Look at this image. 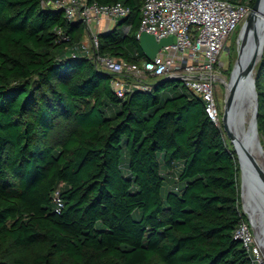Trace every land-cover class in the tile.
<instances>
[{"label":"trees","instance_id":"16d2710c","mask_svg":"<svg viewBox=\"0 0 264 264\" xmlns=\"http://www.w3.org/2000/svg\"><path fill=\"white\" fill-rule=\"evenodd\" d=\"M47 1L0 0V264H257L234 235L237 153L204 100L166 76L119 97L83 21ZM145 1L89 0L130 8L101 54L147 59ZM255 75L264 137V54Z\"/></svg>","mask_w":264,"mask_h":264},{"label":"built area","instance_id":"2783aa9c","mask_svg":"<svg viewBox=\"0 0 264 264\" xmlns=\"http://www.w3.org/2000/svg\"><path fill=\"white\" fill-rule=\"evenodd\" d=\"M253 0H146L142 8V32L154 34L160 40L173 35L174 43L164 46L152 60L130 62L99 51V32L93 29L103 18H110L114 27L118 20L130 13L121 2L101 5L89 0H48L46 5L62 8L68 21L81 20L89 31L90 43L81 49L96 65L110 73L111 87L122 98L135 88L147 89L151 77L181 78L187 88L205 102L209 118L219 126L220 108L216 92L223 78L217 71L219 57L227 41L246 20ZM130 31V26L124 28ZM57 34L66 38L61 28ZM76 45L75 48H78ZM56 210L64 207L57 190L54 193ZM234 235L240 239L250 257L264 264L262 247L250 219H243Z\"/></svg>","mask_w":264,"mask_h":264},{"label":"water","instance_id":"95a60500","mask_svg":"<svg viewBox=\"0 0 264 264\" xmlns=\"http://www.w3.org/2000/svg\"><path fill=\"white\" fill-rule=\"evenodd\" d=\"M264 0H256L250 14L245 20V25L241 35L243 40L239 48V57L232 73L230 82L227 85V94L225 99V111L223 115V125L227 136L234 138V133L229 128V120L235 121L239 118L240 107L248 100L254 106L252 121V137L250 142H254L259 138V94L257 90V78L255 75V67L264 54V21L261 19L260 13L263 12ZM140 47L147 59L152 60L164 46L174 43L175 37L170 35L158 40L154 34L142 32L140 37ZM246 52V56L244 55ZM244 56V57H243ZM173 81H183L181 78H171ZM250 105V104H249ZM250 109V107H249ZM237 158L240 162V171L244 180H246L251 200L256 209L261 213V233L264 242V167L260 166L251 157L247 147L241 145L237 150ZM245 164V170L243 169ZM241 198L243 200V182L241 183ZM245 213V207L243 209ZM252 226L259 238L258 231L249 215ZM261 240V239H259Z\"/></svg>","mask_w":264,"mask_h":264},{"label":"bare ground","instance_id":"6f19581e","mask_svg":"<svg viewBox=\"0 0 264 264\" xmlns=\"http://www.w3.org/2000/svg\"><path fill=\"white\" fill-rule=\"evenodd\" d=\"M260 16L261 19L264 21V8H263V12L260 13ZM262 33L264 34V29ZM240 38H242L243 40V35H241ZM244 55L246 56V52ZM240 108L241 109L239 110V114H240L239 118L235 121L229 120V128L232 130V132L235 135L234 138L231 139V143L233 144L236 152L237 150H239L241 145L246 146L248 152L250 153L254 161L257 162L260 166H262V162L264 160V142L262 136L259 135V138L254 142L249 141V139L252 137V121H253L254 106H252L251 102L247 100ZM245 167L246 166L243 163L244 170ZM240 172H241V183L243 182V203L245 202L246 208L250 213L249 215L258 231L259 239H261L260 242L264 244V242L262 241L263 235L261 233L262 215L256 209L255 204L251 200L246 180H244L243 178L242 171Z\"/></svg>","mask_w":264,"mask_h":264},{"label":"rangeland","instance_id":"374dc122","mask_svg":"<svg viewBox=\"0 0 264 264\" xmlns=\"http://www.w3.org/2000/svg\"><path fill=\"white\" fill-rule=\"evenodd\" d=\"M244 25H245V21L240 24L238 29L229 38L225 48L221 52V55L219 57L218 66L216 67L218 73L223 78V80L220 82L218 89H217V92H216V97H217V101H218L219 108H220L219 126L222 128L223 132L225 133L226 139H228V142H229V145L231 146V148L232 147L234 148V146L231 143V139L227 136L226 130L224 128L223 115H224V111H225V99H226V94H227V85L231 80L233 70L235 68L236 62H237L238 57H239V48H240V44L242 42V38H240V36H241L242 30L244 28ZM82 40L86 44L90 43V38L86 32H84V35L82 36ZM258 64H259V62H258ZM258 64L255 67V72L257 70ZM151 80H152V77L148 79V82H150ZM176 82H179V81H176ZM65 131H66L65 122H60L58 125V129L56 130V132L52 136V141L57 143L58 140H60L64 136ZM262 138H263V142H264V137L262 136ZM262 167H264V160L262 162ZM240 180H241V172H240ZM244 206H245V210L248 212V210L246 208V204H245V202L243 203V200H242V209H244ZM249 214H250L249 212L246 213L248 218H249ZM257 240H258V242H260L258 237H257ZM260 244H261L262 251H263L261 256H262V260L264 261V248H263L264 244H262L261 242H260Z\"/></svg>","mask_w":264,"mask_h":264},{"label":"crops","instance_id":"0c3cea01","mask_svg":"<svg viewBox=\"0 0 264 264\" xmlns=\"http://www.w3.org/2000/svg\"><path fill=\"white\" fill-rule=\"evenodd\" d=\"M112 27H113L112 26V20L110 18H103V20H101V22L99 24L93 25V29H95L98 32L106 31ZM85 32L89 36V31L87 29ZM82 42H84V41L82 40Z\"/></svg>","mask_w":264,"mask_h":264}]
</instances>
